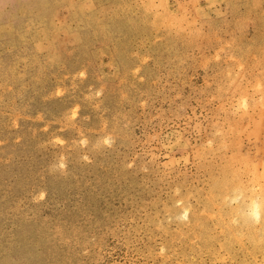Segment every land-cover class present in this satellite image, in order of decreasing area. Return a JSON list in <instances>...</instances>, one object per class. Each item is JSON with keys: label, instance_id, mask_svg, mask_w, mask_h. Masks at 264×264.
Here are the masks:
<instances>
[{"label": "rangeland", "instance_id": "1", "mask_svg": "<svg viewBox=\"0 0 264 264\" xmlns=\"http://www.w3.org/2000/svg\"><path fill=\"white\" fill-rule=\"evenodd\" d=\"M0 264H264V0H0Z\"/></svg>", "mask_w": 264, "mask_h": 264}, {"label": "bare ground", "instance_id": "2", "mask_svg": "<svg viewBox=\"0 0 264 264\" xmlns=\"http://www.w3.org/2000/svg\"><path fill=\"white\" fill-rule=\"evenodd\" d=\"M258 216V215H257Z\"/></svg>", "mask_w": 264, "mask_h": 264}]
</instances>
